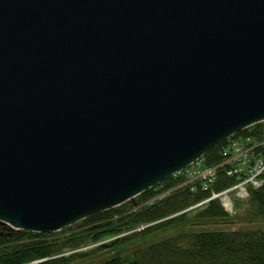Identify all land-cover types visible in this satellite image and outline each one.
Returning <instances> with one entry per match:
<instances>
[{"label":"water","instance_id":"obj_1","mask_svg":"<svg viewBox=\"0 0 264 264\" xmlns=\"http://www.w3.org/2000/svg\"><path fill=\"white\" fill-rule=\"evenodd\" d=\"M264 121V0H0V224L51 233Z\"/></svg>","mask_w":264,"mask_h":264},{"label":"trees","instance_id":"obj_2","mask_svg":"<svg viewBox=\"0 0 264 264\" xmlns=\"http://www.w3.org/2000/svg\"><path fill=\"white\" fill-rule=\"evenodd\" d=\"M250 136L264 137V121L226 139L208 151L204 160L208 165L221 162L229 156L227 148L232 139ZM234 183V178L229 177L225 169L221 168L218 182L212 189L221 191ZM173 184H176L173 177H169L162 184L142 192L135 201L139 204L159 193L161 187H170ZM210 195L211 190L203 191L199 188L193 192L190 188L183 187L153 205L136 211H130L131 206L135 205L130 200L126 202L129 210L123 216L116 217V214L121 213L124 207H114L79 221H83L80 226L85 228L58 237L53 233L16 230L0 224V264H264V230L256 228L179 232L135 248L130 260H126L120 252L112 253L104 245L79 250L85 243H96L126 229L132 231L130 229L134 230L142 224L147 226L134 234L121 237V242L128 239L130 241L140 234H154L160 230L167 231L171 227L182 228L188 223H196L197 220L230 219V214L219 200H212L198 208L196 216L192 219H188V212H182ZM247 205V214L251 218L264 217V184L260 188L251 189ZM180 212L181 214L177 215ZM174 214L176 215L171 217ZM69 250L73 252L64 254Z\"/></svg>","mask_w":264,"mask_h":264},{"label":"built area","instance_id":"obj_3","mask_svg":"<svg viewBox=\"0 0 264 264\" xmlns=\"http://www.w3.org/2000/svg\"><path fill=\"white\" fill-rule=\"evenodd\" d=\"M227 149L229 156L215 165L204 164L205 161L202 158L174 173L172 177L177 184L169 192L183 187H188L193 192L199 188L203 191L211 190L208 198L191 207L223 198L224 203L222 204L225 210L234 213L235 201H238L236 198L248 199L251 189L260 188L264 184V139L250 136L232 140ZM221 168L225 169L229 177L234 178L235 183L221 191H216L212 187L218 182Z\"/></svg>","mask_w":264,"mask_h":264},{"label":"rangeland","instance_id":"obj_4","mask_svg":"<svg viewBox=\"0 0 264 264\" xmlns=\"http://www.w3.org/2000/svg\"><path fill=\"white\" fill-rule=\"evenodd\" d=\"M262 138L264 139V137H262ZM240 139H242V138H240ZM204 164L208 165L206 163V161ZM212 165H215V164H212ZM176 184H173L170 187H166V186L161 187L162 190L159 193H157L155 196L150 197L149 199H147V200H145L139 204L137 203V204L131 206L130 211H136V210H138L144 206H150V205H153L154 203H156L157 201L162 200L163 198L167 197L170 194L171 191L169 192V190L171 188H173L174 186H176ZM159 195H161V196H159ZM236 199H238V201L234 200L235 201V207H234L235 212L234 213L228 212L230 214V219L217 220V221L197 220L196 223H194V224L188 223L185 227H182V228H181V226L176 227V228L171 227L167 231L166 230H162V231L160 230L159 232L154 233V234H147V235L140 234V235L134 236L130 241L128 239L126 242L125 241L121 242V239H120L121 237H123L125 235L127 236V235L134 234L135 231L142 230L147 226L146 224H142L134 230L130 229L132 231H129V229H126V230H124V232H122L120 234H117L114 236H108L107 238L105 237V238L101 239L99 242L87 243V244L85 243L79 250H87L90 248H95L97 246H101V245L103 246L104 245L106 247V249H110L112 251V253L120 252L125 256L126 260H130V259H132V251L135 248L150 244V243L158 241V240L168 238L170 236L178 234L179 232H186V231L189 232V231H195V230L204 231V230H217V229H239V228H245V229L256 228V229H263L264 230V217L254 219V218H251L247 214V210H248L247 200L249 198L248 199L236 198ZM215 200H219L221 202V205L224 207V205L222 204V203H224L223 198H217ZM125 204H127V203L125 202ZM206 204H204V205H206ZM204 205L193 206V207L190 206V207H188L189 209L186 208V209H188L187 211H185L186 210L185 209L182 212H188L187 213L188 219H192L193 217L196 216V214L198 212V208H200ZM117 207H118L117 209H121L123 207L124 208L122 209L121 213L116 214V217L123 216L129 210L128 204L125 206H117ZM224 209H226V208L224 207ZM178 214H181V212L177 213V215ZM175 215L176 214L171 215V217L175 216ZM82 222H77V223L71 225V227H72L71 229L64 228V229H61L59 231L51 232V233H53L57 237L58 236H64L66 234H71L74 231H79V230L85 228L84 226H82V227L80 226V224ZM5 226L7 228L14 229V228L10 227L9 225H5ZM16 230H19V229H16ZM71 252H73V251L72 250L65 251L64 254H70Z\"/></svg>","mask_w":264,"mask_h":264}]
</instances>
